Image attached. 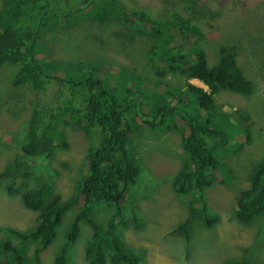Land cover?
Returning <instances> with one entry per match:
<instances>
[{"label":"trees","instance_id":"obj_1","mask_svg":"<svg viewBox=\"0 0 264 264\" xmlns=\"http://www.w3.org/2000/svg\"><path fill=\"white\" fill-rule=\"evenodd\" d=\"M118 1L5 0L0 10V77L12 89H28L35 100L19 140L23 157L51 159L58 149H67L69 143L63 128L70 124L88 134H98L88 150L85 173L69 199L55 195L44 184L29 190L22 183L9 191L20 194L22 204L37 212L39 219L30 230L3 232L0 264H43V256L55 243L66 215L80 208L74 220L66 222L54 264H73L72 248L84 221L92 227L85 248L87 264H147L123 243L119 233L130 223L123 201L138 179L136 160L128 148L136 118L156 131L185 133L182 146L189 160L171 176L173 191L186 198L191 214L202 216L208 226L219 221L209 213L204 191L217 181V173L227 167L221 154L225 153L227 158L238 154L252 141L245 125L248 115L237 111V118L222 112L215 100V95L224 90L244 95L254 91L253 82L238 63L237 46H221L215 65H210L201 47L186 51L182 43L151 46L147 55L153 64L168 66L185 79L203 82L209 89L189 84L176 95L171 91H149L129 70L98 59L71 63L37 57L53 22L74 25L88 19L92 8H97L90 13L94 22H121L130 33L118 32L116 36L125 40L145 35L161 38L164 26L171 22L177 24L183 38L191 35L204 39L206 27L212 21L198 9L195 0H170L162 8L144 5L128 12L115 8ZM224 10L222 3L218 13ZM9 77L11 80L7 81ZM121 82L125 84L123 89L118 88ZM180 126H185L187 132ZM233 130L244 133L246 141H236ZM248 177L249 186L239 192L234 207L236 218L244 224L264 215V157L251 165ZM100 203L113 209L104 225L91 218L92 204ZM134 218V222L139 220L136 215ZM188 228L189 220L179 227L186 233Z\"/></svg>","mask_w":264,"mask_h":264},{"label":"rangeland","instance_id":"obj_2","mask_svg":"<svg viewBox=\"0 0 264 264\" xmlns=\"http://www.w3.org/2000/svg\"><path fill=\"white\" fill-rule=\"evenodd\" d=\"M168 1L119 0L115 8L121 12L144 5L162 8ZM195 1L198 9L212 20L206 27L204 39L191 35L183 38L178 33L177 24L171 22L164 26L161 38L145 35L136 40H125L116 36L118 32L130 33L121 22L114 19L94 22L90 13L97 8H92L88 19L74 25L53 22L50 31L48 29L45 33L44 45L37 57L71 63L103 61L107 65L129 70L143 81L149 91H171L176 95L179 89L185 90L189 84L206 91L209 89L203 82L185 79L168 66L153 64L147 55L151 46L182 43L186 51L201 47L210 65L217 63L221 46H237L238 63L253 82L254 91L244 95L224 90L215 95V100L222 112L237 118V111L248 115L245 125L252 141L238 154L228 158L225 153L221 154L227 167L217 173V181L204 191L209 213L216 215L219 221L208 226L202 216L191 214L188 200L178 197L173 191L171 176L189 160L182 146L185 133L180 130L156 131L136 118L128 148L136 160L138 179L129 187L123 201L130 223L128 227L120 228L119 233L123 243L147 264H225L241 261L264 264V215L244 224L234 214L239 192L249 186V168L264 157V0ZM4 2L0 0V10ZM222 3L225 10L218 13ZM10 80L11 77L7 81ZM124 87L123 82L118 85V88ZM34 103L28 89H12L9 82L4 83L0 77V239L7 229L27 231L38 223V213L22 204L20 194L9 193L14 185L24 183L27 189L33 190L44 184L50 186L55 195L69 199L85 173L90 145L98 138L97 133L88 134L70 124L63 128L69 143L67 149H58L51 159L23 157L19 140ZM180 127L187 132L185 126ZM232 132L236 141H246L244 133ZM80 209L66 215L55 243L43 256V264H54L66 222L74 220ZM91 209V218L102 225L113 212L106 203L92 204ZM135 215L139 219L137 222H134ZM187 220L188 233L179 229ZM91 234V224L81 222L80 236L71 252L73 264H87L85 248Z\"/></svg>","mask_w":264,"mask_h":264},{"label":"bare ground","instance_id":"obj_3","mask_svg":"<svg viewBox=\"0 0 264 264\" xmlns=\"http://www.w3.org/2000/svg\"><path fill=\"white\" fill-rule=\"evenodd\" d=\"M205 85V84H204Z\"/></svg>","mask_w":264,"mask_h":264}]
</instances>
